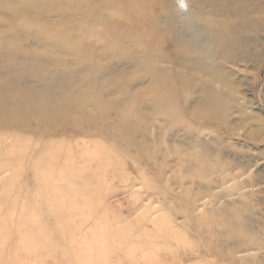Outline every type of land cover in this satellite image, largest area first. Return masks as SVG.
I'll return each mask as SVG.
<instances>
[{"label": "rangeland", "instance_id": "obj_1", "mask_svg": "<svg viewBox=\"0 0 264 264\" xmlns=\"http://www.w3.org/2000/svg\"><path fill=\"white\" fill-rule=\"evenodd\" d=\"M98 1L0 0V36L10 34L12 18L33 2L28 15L37 26L47 25L49 36L58 29L59 12L83 15L94 54L115 40L142 56L141 46L131 43H152L162 68L157 93L173 109L158 112L155 93H147L148 72L121 60L103 75L118 76L130 90H108L112 110L105 118L82 120L75 132L55 133L51 125L55 134L29 136L31 144L48 147L43 183V167L30 169L38 166L39 152L32 151L40 146L24 150L22 170H9L4 147L13 136L0 133V159L6 160L0 168V264H264V0H110L106 7ZM218 4L230 9L225 19L235 43L228 53L203 35V20L224 18L213 10ZM170 19L185 39L198 42L191 52L175 45ZM183 57L205 62L212 74ZM185 80L195 84L194 92ZM204 86L225 96V115H199ZM116 102L126 106V115L113 109ZM223 208L242 210L247 234L229 237L217 219L204 222ZM234 242L249 250L235 253Z\"/></svg>", "mask_w": 264, "mask_h": 264}, {"label": "bare ground", "instance_id": "obj_2", "mask_svg": "<svg viewBox=\"0 0 264 264\" xmlns=\"http://www.w3.org/2000/svg\"><path fill=\"white\" fill-rule=\"evenodd\" d=\"M33 2L24 5V8H26L24 15L19 17L15 15L12 18L11 27L7 30L8 32L6 31L10 34L6 38L0 36V133L4 131L7 134L9 133V137L13 136L11 142L4 147L10 150V156L6 158L8 163L3 162L6 161L5 158L0 159V168H3V165L6 164L5 166L8 165L9 170H22L24 166H27V164H23L26 161L23 160L24 150L29 147L33 150V146L38 147L39 145V149L32 151L39 152L37 155L38 166L35 167L31 164L30 169L34 172L38 171L40 166L43 167L38 176L40 182L43 183L45 180L43 176L47 171V167L44 168L45 160L47 162L44 153L48 147H46V144L40 145L39 142L35 145L31 144L29 136L36 135L45 138L44 134L53 132L52 128H57L55 133H63V130L68 129L75 132V125L82 120H88L90 117L95 119L97 117L105 118L112 110L111 101L109 97L107 98L109 96L107 95L108 90L115 87L119 93L125 95L130 90V87L119 85L122 79H119L116 75L109 73L108 78L104 79L107 76H104L103 73L111 72L112 67L109 64L121 60L133 61L135 67L147 71L152 78V84L147 93H155L152 101L154 108H157L158 112L160 110L170 111L173 109V104L172 102L170 104V100H165V95L157 93L162 87L160 79L162 68L158 65L159 59L157 56L159 52L153 50L152 43H147V41L141 43L140 39L131 43V45L136 43L141 46L139 52L142 53V56H139L138 52L136 53L132 49L125 50L115 40L111 44H107L99 55L94 54L89 44H86L90 30L86 27L87 20H83V15L80 19H77L73 14L64 15L59 12L58 29L49 36L45 29L47 25L37 26L34 17L30 19L28 15L30 8L37 4ZM98 3L102 7L110 6V0H100ZM213 10L219 11L224 18L218 19V17H215L203 20L204 38L207 37L209 39L208 43L228 53L229 46H233L235 43V40L228 33L230 24L225 19V14L230 9L225 4H218L217 8ZM198 17L202 19L199 15ZM107 21L104 20L103 22ZM70 26H74L73 29ZM167 26H169L171 36H174L176 46L183 48L188 53L197 47L198 42L193 39H185L174 20L170 19ZM144 28L149 29L150 32L154 31L148 23ZM108 34L117 38L114 30H110ZM26 44L31 45L29 47ZM206 50L207 54L212 51L207 46ZM70 57L71 60H68L67 58ZM102 60L107 62L102 63ZM182 60L186 65L190 64L194 68H200L207 74H210L213 70L199 59L183 57ZM45 68H47V72H44ZM185 82L187 88L194 92L196 89L195 84L189 80H185ZM82 88H87L88 91ZM169 94V99H172L171 93ZM224 98L225 96L204 86L197 100L198 108L203 110L199 112V115L201 113L202 116L210 117L225 115L228 105L225 103ZM88 105H90V111H86ZM115 107L113 109H116L117 113L127 114L125 112L126 106L120 104V102H116ZM74 113L78 115L75 116ZM173 120L175 121L174 118ZM88 123H92V121ZM51 125H54V127L50 128ZM28 140L29 142H27ZM17 146L21 147L23 151L15 152ZM195 159H198V157ZM8 184L9 187L12 185L11 183ZM221 213H212V215L206 217L204 222L211 223V221L217 219L218 224L222 228H226L229 237L247 234V224L244 221L247 218L243 216L241 209L232 212L223 208ZM251 243L254 246L261 245L254 241ZM234 244L235 253L249 250L247 243L244 246L239 242H234Z\"/></svg>", "mask_w": 264, "mask_h": 264}]
</instances>
